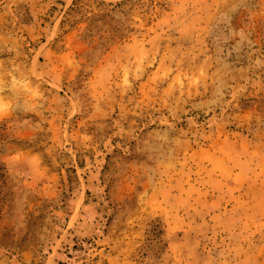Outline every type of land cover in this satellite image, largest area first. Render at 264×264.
I'll list each match as a JSON object with an SVG mask.
<instances>
[{"label": "rangeland", "instance_id": "rangeland-1", "mask_svg": "<svg viewBox=\"0 0 264 264\" xmlns=\"http://www.w3.org/2000/svg\"><path fill=\"white\" fill-rule=\"evenodd\" d=\"M0 264H264V0H0Z\"/></svg>", "mask_w": 264, "mask_h": 264}]
</instances>
